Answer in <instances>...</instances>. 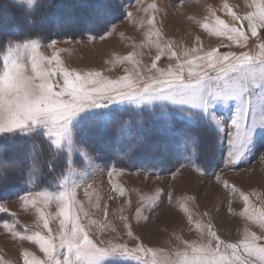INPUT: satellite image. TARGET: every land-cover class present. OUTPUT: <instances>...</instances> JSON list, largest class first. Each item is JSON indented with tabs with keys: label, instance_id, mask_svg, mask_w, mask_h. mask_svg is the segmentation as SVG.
<instances>
[{
	"label": "rangeland",
	"instance_id": "obj_1",
	"mask_svg": "<svg viewBox=\"0 0 264 264\" xmlns=\"http://www.w3.org/2000/svg\"><path fill=\"white\" fill-rule=\"evenodd\" d=\"M3 1L0 3V42L37 39L42 45L41 55L51 57L58 52L64 67L80 72L98 71L109 79H117L126 71L135 75L137 70L145 78L157 75L154 70L149 71L157 55L156 42L161 46L171 43L181 59L185 50L190 55H203L213 48L220 53L243 50L258 54L257 45L262 42L259 36L250 38L248 46L240 49L227 36H215L202 28L205 23L214 27L215 18L229 26L235 25L223 5L227 3L234 12L244 15L254 11L248 7L251 0H34L31 5L26 2L21 5L19 0ZM152 3L156 10L146 11ZM209 9L215 13L214 17ZM128 13H132L131 18ZM150 16H154L153 25L147 23ZM8 19L12 22L10 26ZM104 20L109 21L106 28L110 34L102 40L99 37L105 32L98 25ZM153 31L159 36L152 35ZM259 31L264 33V29ZM52 41L57 43L48 47ZM194 47L199 49L198 53H191ZM129 54H133V62L118 63ZM169 55L166 51L161 56L158 68L166 69L176 63ZM53 81L62 85L58 73ZM109 110H114L110 131L92 130L86 138L78 134L75 142L77 146H86L89 159L82 160L78 153H73L72 171L64 170L63 174L60 167L49 174L50 158L46 146L44 153L40 152V139L20 133L0 136V151L6 159L0 160V168L19 169L21 174L14 171V177H18L22 188L12 193V190L2 192L0 186V207L6 209L0 211V264H24V252L30 254L29 258L44 259L36 244L12 236L2 225L7 222L21 235L40 232L47 236L38 212L55 216L57 204L25 205L20 198L28 196L31 200L33 196L29 194L37 191L57 193L65 175L69 184L80 185L76 199L88 213L81 223L93 222L89 235L97 243L102 238L105 242L126 244L129 249L140 244L170 255L178 245L183 249L180 241L192 243L201 239L198 223L204 228V238L210 224L220 239L229 243L239 242L245 227L261 235L258 228L241 216L244 203L240 194L248 195L249 212L264 210V138L258 134L252 150L234 165L226 163L227 138L223 149L190 162L171 150L169 136L155 123L163 111L175 129H184L185 121L175 106L160 101L139 105L124 102L103 111ZM215 112L222 114L221 119L230 115V110L224 108L218 107ZM141 129L146 137L157 142L159 157L138 153L129 159L125 155L129 145L136 143ZM66 155L65 150L56 160ZM157 191L160 193L158 206L152 208L150 201L141 199ZM181 204H186L187 213L181 211ZM137 208H142V214L136 212ZM121 215L129 218L131 236L119 219ZM49 227L53 234L57 233L59 219L51 220ZM259 243L264 244V239ZM139 259L148 258L139 254ZM108 264H137V259L109 258Z\"/></svg>",
	"mask_w": 264,
	"mask_h": 264
},
{
	"label": "snow or ice",
	"instance_id": "obj_2",
	"mask_svg": "<svg viewBox=\"0 0 264 264\" xmlns=\"http://www.w3.org/2000/svg\"><path fill=\"white\" fill-rule=\"evenodd\" d=\"M25 2L31 5L34 0H19L21 5ZM248 7L254 11L239 15L225 3L223 8L235 25L229 26L215 18L214 27L210 28L205 23L202 28L215 36H227L240 49L248 46L250 38L259 36L262 42L257 45L258 54L243 50L220 53L213 48L203 55H190L185 50L182 54L184 59H181L171 43L161 46L156 42L157 55L149 71L154 70L157 75L147 78L139 70L135 75L126 71L117 79H109L98 71L68 69L58 58V52L51 57L41 55L39 49L42 45L37 39L5 42L0 45V136L20 133L40 139V152L44 153L46 146V154L50 158L49 174L54 173L57 167L63 174L64 170L72 171L75 163L73 153H78L82 160L89 159L86 146H77L75 142L78 134L86 138L92 130L110 131L114 110L104 109L124 102L139 105L160 101L175 106L185 121V128L177 130L162 111L155 122L169 136L173 152L187 157L190 162L199 160L218 148L223 149L227 138L226 163L234 165L252 150L258 134L264 138V33L259 31L264 29V0H251ZM147 10H156L155 3L149 4ZM209 12L215 16L211 9ZM127 15L131 18L132 13ZM153 21L154 16H150L148 25H153ZM107 23L109 21L104 20L98 25L105 32L99 37L102 40L110 34ZM151 34L159 36L156 31ZM56 43L52 41L47 46L53 47ZM166 51L170 54L169 59L174 58L176 63L160 69L157 61ZM190 51L198 53L199 49L194 47ZM124 61L133 62V54L123 57L118 63ZM57 73L62 85L54 84L53 78ZM218 107L230 110V115L221 119L222 114L215 112ZM65 150L67 155L57 161V155ZM138 153L154 157L160 155L157 142L146 137L143 129L125 155L132 159ZM196 170L199 171V167ZM6 176L7 168H0V178ZM79 187L75 183L69 184L65 175L60 180L57 193L37 191L29 194L33 196L31 200L28 196L20 198L25 205L36 206L38 202L57 204L55 216L38 212L47 236L40 232L21 235L7 222L2 225L12 236L36 244L43 253L44 259L29 258L28 252L22 253L24 264H108L109 258H135L137 264H264V244L259 243L264 239V210L249 212V197L244 193L240 194L244 203L241 216L258 228L261 235L245 227L239 242L229 243L221 240L210 224L207 225V238H204V228L198 223L196 227L201 239L192 243L180 241L183 249L178 245L169 255L140 244L129 249L126 244L105 242L102 238L99 243L95 242L89 235L93 222L81 223L82 217H87L88 213L76 199ZM225 187H228L226 183ZM120 191L123 194V190ZM232 191L236 189L233 187ZM85 195H88L87 191ZM159 195L157 191L141 199L150 201L154 208L158 206ZM180 209L188 212L186 204H181ZM0 211L6 209L0 207ZM136 212L142 214V208H137ZM56 219H59V230L53 234L49 222ZM119 219L131 236L129 218L121 215ZM188 223H192L190 214ZM139 254L148 259L141 261Z\"/></svg>",
	"mask_w": 264,
	"mask_h": 264
},
{
	"label": "trees",
	"instance_id": "obj_3",
	"mask_svg": "<svg viewBox=\"0 0 264 264\" xmlns=\"http://www.w3.org/2000/svg\"><path fill=\"white\" fill-rule=\"evenodd\" d=\"M2 2H4V1L3 0H0V3H2ZM10 21L11 20H9V19L6 20L8 26H10L11 23H12ZM14 25H16V24L14 23ZM2 44H3V42H0V45H2ZM7 145L10 146V144H7ZM11 145H13V146L15 145L16 146L15 142L14 143L12 142ZM3 146H6V144L3 145ZM1 159L6 161L5 156L3 155V157H2V152L0 151V160ZM14 171L15 172H18V175L21 174L19 172V169H13L11 171H9V170L7 171L6 178H1V181H0L1 184H0V186H2V192L6 191V190L7 191L8 190H12V193H17V192H19V191L22 190L21 185H19V183H18L19 182L18 177L17 178L14 177V175L16 174V173L14 174Z\"/></svg>",
	"mask_w": 264,
	"mask_h": 264
}]
</instances>
